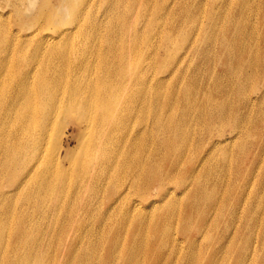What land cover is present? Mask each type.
Instances as JSON below:
<instances>
[{
	"label": "bare ground",
	"instance_id": "bare-ground-1",
	"mask_svg": "<svg viewBox=\"0 0 264 264\" xmlns=\"http://www.w3.org/2000/svg\"><path fill=\"white\" fill-rule=\"evenodd\" d=\"M99 1L102 6L95 9V0H15L11 7L23 26L16 31L10 16L6 20L0 14V264H49L55 256L66 260L62 264H92L102 259L128 264V259L135 258L136 247L128 251V241L122 245L116 240L119 227H111V240L101 255V228L104 231L106 224L94 229L81 223L84 213L92 222L96 216L102 217L96 202L79 203L75 212H69L71 202L83 203L88 195L107 196L112 203L107 212L126 202L131 212H145L143 202L153 205L151 212H166L164 225L153 221L155 240L162 247L171 243L169 222L179 212L176 205L181 196H176L175 184H184L182 196L192 202L191 208L201 205V216L217 206L220 212L216 215L231 212L226 206L221 208L209 190L202 191L205 176L215 177L213 166L189 174H180L178 167L197 140L202 146L203 137L217 131L218 122L232 128L238 153L246 151L252 135L259 132L251 124L264 121V91L260 104L257 97L245 100L249 111L258 109L253 115L240 114L232 106L234 92L242 90L247 79L231 82L227 98L216 100L206 98L210 87L197 93L200 84L191 78L182 91V108L171 102L178 96L176 88L166 94L157 86L130 97L120 84L128 81L139 60L145 58L142 67L151 66L150 59L154 61L157 55L151 49L158 45L151 35L169 43L175 25L168 29L160 25L159 31L157 24L140 35L128 20L132 14L128 0ZM23 6L35 13L28 15ZM232 43L237 44L236 40ZM116 47H122L128 56V74H118L123 71L116 64ZM82 54L93 57L87 62L89 68H82ZM146 74L144 70L142 76ZM142 76L137 77L141 78L139 84L144 82ZM168 77L175 81V72ZM133 114L144 121L148 136L131 128ZM68 120L81 127V142L75 150H64L60 144ZM197 124L202 128L194 132ZM154 138H161L157 143L163 152L146 154L148 142L154 143ZM132 191L139 194L131 196ZM153 197L165 201L158 204ZM257 208L260 211L261 205ZM249 215L238 235L235 232L243 239L245 253L236 264H264V212H247ZM235 218L231 223L239 216ZM143 223L137 220L130 231L139 232ZM122 230L128 235V229ZM192 259L195 264L196 257Z\"/></svg>",
	"mask_w": 264,
	"mask_h": 264
},
{
	"label": "rangeland",
	"instance_id": "rangeland-1",
	"mask_svg": "<svg viewBox=\"0 0 264 264\" xmlns=\"http://www.w3.org/2000/svg\"><path fill=\"white\" fill-rule=\"evenodd\" d=\"M14 2L15 0H0L2 12L0 14H2L1 18L6 20L10 16L13 22L12 29L16 31L23 29V26L11 7ZM94 5L95 9L99 8V5L102 6L99 0H95ZM22 9L28 15L35 13V9H29L27 6L26 8L23 6ZM128 12L132 13L131 16L128 15V20L133 22L140 35L149 33L157 24L159 31L160 25L165 29L175 25L176 29L172 41L168 39L169 43H162L161 38L157 39L151 35L150 39L158 44L155 50L151 49V53H157L154 61L149 58L151 66L142 67L145 58L139 60L138 66L128 75V81L120 84V87L123 85L130 92L128 93L130 97H137L142 94L143 89L153 90L157 86H161V93L166 94L172 93V89L176 88L178 96L171 102L182 108L185 103L182 91L191 78L200 84V90L196 89L197 93L210 87L208 91L206 90V98L214 97L216 100L227 98L226 90L227 87L232 86L231 82L247 79L243 89L234 92L232 106H236L240 114L253 115L258 110L249 111L245 100L249 97L250 100H255L257 97L258 104L263 101L261 94L264 91V0H128ZM233 40H236L237 44H233ZM227 44H232V47L227 48ZM206 47L209 51H206ZM116 48V64L122 66L123 71L118 74H128L126 72L128 56L125 55V50H121L122 47ZM92 58L88 54H82L81 59L84 62L82 68H89L91 64L87 62ZM144 70H147V74L143 77ZM170 72L176 74L173 82L168 77ZM139 76L144 79L142 84L138 82L141 79L137 78ZM117 80L119 81V77ZM158 81L164 83L160 85ZM218 86L221 88L216 89ZM130 119L132 129L140 132L143 137L149 135V131L143 129L144 121L139 119L137 114H133ZM261 119L264 120V115ZM218 123L214 134L207 133L203 137L204 145L200 146V141H196L178 169L180 174H189L196 170L201 172L209 170L213 166L215 177L210 179L205 176L206 180L201 185L202 191L209 190L212 197L217 200V204L221 208L226 206L231 212L216 215L215 212H220L217 206L214 211L211 210L203 217L200 215V212H204L201 205L191 208L192 202L188 197L182 196L184 184H175L173 189H176V196H181L177 199L178 204L176 203V207L179 205L180 209L178 208L175 221L169 222L172 231L169 237L171 243L164 248L155 240L153 221L157 219L164 225L167 220L166 212H151L153 205L147 202L142 203L145 212H131L126 206L128 202L124 203L125 206H118L115 211L107 212L108 207L112 206L107 196L102 194L95 198V195H88L83 203L81 200L71 202L72 211L69 212H75L73 210L79 203L86 205L89 200L91 203L96 202L97 209L102 211L99 212L102 217L96 216V220L92 222L83 212L84 217L81 216L80 221L85 228L93 226L94 229H99L103 223L106 224L104 231L101 228L102 241L99 252L101 255L105 254L103 247L111 240L109 239L111 227L117 226L120 235L115 233L116 240L119 239L122 245L128 241V251L133 249V246L136 247V252L133 253L135 258L128 259V264H192V257H196L195 264H216L222 260H226L225 264L241 263L245 254L242 249L243 239L235 236V232L237 230L238 235V230L241 231L240 227L252 216H247V212H264V121L260 124H251V127H256L259 132L252 135L246 151L239 153L237 144L231 138L232 128L225 123ZM199 125L195 126L194 132L202 128ZM64 126L60 144L64 150H75L81 142V127L71 120H68ZM159 139L161 138H154V143L148 142L149 150L146 154L163 152L157 143ZM189 181L187 179V182ZM212 185H215V188ZM138 194L136 191L131 192V196ZM212 197L208 205L211 204ZM154 198L158 204L165 201ZM259 205H261L260 211L257 208ZM238 216L236 220V222L239 220L238 225H234L236 222L231 223ZM259 218L257 216L256 221ZM139 219L144 223L140 231L133 234L134 231L132 233L130 230ZM122 229H128V235ZM138 238L140 239L136 241ZM159 246L164 248L163 252L161 248L158 250ZM162 253H167L166 257H161ZM104 260L102 259L101 262L95 260L92 264H114ZM65 261L55 256L49 259V264H62ZM74 264L84 263L77 261ZM116 264L127 263L118 261ZM246 264L251 263L246 262Z\"/></svg>",
	"mask_w": 264,
	"mask_h": 264
}]
</instances>
